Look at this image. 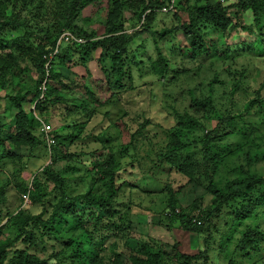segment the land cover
Segmentation results:
<instances>
[{
    "label": "rangeland",
    "instance_id": "rangeland-1",
    "mask_svg": "<svg viewBox=\"0 0 264 264\" xmlns=\"http://www.w3.org/2000/svg\"><path fill=\"white\" fill-rule=\"evenodd\" d=\"M189 3L183 2L176 16L160 13L150 25L170 66L169 83L156 76L159 66L156 72L133 68L131 89L126 83L115 102L101 72L102 65L110 67L108 51L92 52L85 72L77 58L71 69L57 65L65 87L55 81L51 85L67 103L34 113L33 102H20L28 115L26 128L37 139L33 146L16 126L10 99H32L39 90L40 75L27 50L38 41L30 40L29 33L37 39L38 28L55 25L52 5L44 0L41 7L24 11L21 18L28 24L23 29H2L3 38L14 41L18 59H26L19 77H7L0 90V250L8 247L3 264H14L20 253L35 255L38 264H136L159 254L162 264H181L185 254L192 257L191 264H264V56L257 46L247 47L257 44V36L264 48V25L258 31L249 11L234 18L233 10L239 8L229 7L231 27L221 31L204 17L197 22L203 16L197 12L199 2ZM204 3L216 8L236 0ZM107 8V1L88 5L77 26L100 39ZM5 12L11 13L9 8ZM193 20L189 30L205 34L209 46L198 55L189 49L183 30ZM140 25L134 16L124 22L125 32L132 34ZM154 49L147 34L131 44L134 59L145 64L156 58ZM87 87L99 104H88ZM193 98L211 108L205 104L192 110ZM184 112H189L184 121L190 115L197 127H176V115ZM40 121L51 125V146ZM219 122L220 132L210 143L213 155L206 158L204 136ZM185 148L191 160L180 158ZM48 168L64 181L63 192L46 175ZM209 182L222 190L225 201L219 209L221 199L209 192ZM112 189L109 205L78 207L82 225L76 231L58 217L46 229L31 223L18 233L28 217L41 214L49 221L62 200L86 194L104 202ZM65 208H59V216L71 220ZM182 214L187 219H180ZM197 221L200 226L193 225ZM248 239L254 246L242 252ZM91 250L95 254L88 257Z\"/></svg>",
    "mask_w": 264,
    "mask_h": 264
},
{
    "label": "trees",
    "instance_id": "trees-1",
    "mask_svg": "<svg viewBox=\"0 0 264 264\" xmlns=\"http://www.w3.org/2000/svg\"><path fill=\"white\" fill-rule=\"evenodd\" d=\"M97 1H107L108 8L105 18V34L97 40H93V34L86 33L83 29L77 26L76 19L81 14V12L88 6L91 5ZM169 0H49L50 4L52 5V16L55 22V25L52 27H49L47 29L38 28L40 30V36L39 34H35L37 36V39H34L32 33H29L30 40L38 41L36 45L29 46L28 56H32L31 60L35 65V72L40 75V79L38 81V88L37 91L32 95V99H28V96L16 98L13 97L10 99V101L14 102V109L17 113V122L16 126L20 129L22 132L26 142H29L28 144H32L37 142V139L27 130L26 125L24 123V120L27 119L28 115L24 112L22 109V106L20 105V102H33L35 104V109L39 113H45L47 112L49 107L52 106H59V105H65L66 99L64 97H56L54 95L55 88L52 86L53 82L55 81L59 88H64L65 85L62 82L61 75L57 73L56 68L57 65H66L69 64L70 69L71 66L77 65V62H75V59L79 61L80 65L86 68V63L88 60V57L91 55L92 52L97 50L102 51H108L110 53V57L107 61V64H110V67L108 68V65L101 66V72L106 84V87L108 91L110 92V96L115 98V102H119V95L123 93V91L126 89V83L129 85V90L131 89L130 83L134 77L132 69L136 70H150L151 72H156V66H159V70H157L156 76H160V79L164 80L166 77V83H169V79H167L168 72L170 70V66L167 63L165 54L163 53L162 47H161V40L156 38V36L151 34L150 31V25L154 24V21L156 20L157 15H160V10L162 7H164ZM190 0H179L177 4L178 11H181L182 8H180L183 4H188ZM199 3V7L197 9V12L200 14H203V16L197 17V22L201 18H205L208 26H211L215 29H219L221 31H225L227 28L231 27V18L228 16L227 9L229 7L233 8H239L238 11L233 10L234 18H239L240 15H244V12H250L252 14V18L254 21V26L258 27L257 30L259 31L263 25H264V0H236V3H233L229 6H222L221 7H212L209 3L202 2L206 0H196ZM44 3V0H0V90L3 86L2 82L6 81V78L10 76V79H15L19 77L21 74V66L22 63L24 64L26 62V59L24 58L21 60L18 59L19 55H15V52H13L15 46L12 41L11 43L5 40L2 36V29L4 28H17L23 29V27H26L28 23L22 21L21 14L25 11L30 10L31 8H39ZM190 4V3H189ZM9 8L10 15H7L5 12L6 9ZM172 14L173 16L178 15L179 13ZM199 14V15H200ZM129 17V19H126V17ZM134 16L137 17V20L139 22L140 28L136 31H134L132 34H127L124 29V22L125 21H131L134 19ZM196 18V17H195ZM194 23V20L188 23V25H184V34L187 37V45L189 49L192 51L194 55L201 54L204 51H207V48L209 49V46L207 47V42H205V34H200L199 31H193L189 30L191 28V24ZM241 31L244 33L254 34V31L251 29H247L245 27L240 28ZM68 32L75 36L76 38H79L84 41L82 44H66L62 45L60 47L59 54L53 59L51 63V67L49 69L48 75H47V81H46V93L42 99L39 100V96L41 94L40 91V85L46 78V70H45V64L46 59L44 58L46 55H48L50 52L53 51L55 48L56 42L59 39V37L64 33ZM151 37L154 43V51H155V57L157 60L149 57L147 64L150 65V67L143 63V61H136L134 59L133 52L131 51V44L132 42L140 37L146 35ZM255 34H259L255 29ZM262 41L259 37L256 36V45L253 46V43H248L247 47H250L254 49V47L257 46L259 48L258 54L264 56V48L262 45ZM18 49V46H17ZM255 50V49H254ZM226 49L223 53H225ZM221 53V54H223ZM101 56V55H100ZM100 60H102L101 57H99ZM155 64V65H154ZM60 67V66H59ZM68 68V66H66ZM69 69V68H68ZM88 74V77L90 76L89 70L86 71ZM87 76V75H86ZM11 82V81H10ZM52 83V85H51ZM132 88H135L134 85H132ZM88 91L85 93L88 95L89 103H98L99 101L96 99L94 94L89 93V88L87 87ZM2 98L0 96V106L2 102ZM109 100V99H107ZM192 101V108H197L200 106H205L207 104L208 107L211 108L210 103L201 102L195 98L191 99ZM66 107V106H65ZM193 110V109H192ZM67 112H76L75 109H67ZM186 113L184 112L183 115H176V123L178 126L176 127H182L187 126L192 128L193 126L197 127V121L192 116L187 117V121H184V117H186ZM222 122V121H220ZM218 123L215 125L214 129L210 132V134H205L204 141H203V148L206 158L213 155V150L210 146V143L213 140V137H217L219 134V130L221 128V123ZM264 124V119H263ZM115 128V125H112V129ZM257 131H260L259 128H256ZM264 134V132H263ZM112 136H114L112 134ZM263 138V137H259ZM180 158L181 159H187L191 160L188 157V149H182ZM112 161L109 160L108 166L111 168ZM46 175H49L56 186H58L60 191L63 192V186L64 181L61 179V177L53 172L52 169L48 168L45 170ZM208 190L210 193H213L216 198L221 199L222 198V190H220L219 187H217L213 182H209L208 184ZM115 191L112 189L110 191L109 197L106 201L100 202L95 201L96 199L92 197L84 195H78L71 199L70 201H64L62 200L59 205L56 206L53 214L51 215V218L49 221H43L42 215H36L32 217L26 218V221H24V225L18 226V233L21 234L23 232L24 228L34 223L36 225H43L44 228L54 223L57 218L59 217L61 219V224H64V227H70L72 231H76L77 228L82 225L81 224V215L79 214L80 209H78L79 206H95V207H101L105 205H109L111 201L113 200ZM225 200L221 199V201L217 205V209L220 208L221 204ZM66 207L64 210L72 216L71 220H67L59 216V208ZM179 218L184 220L187 219V215H179ZM1 220V218H0ZM191 221V219H190ZM199 222V224H197ZM195 222L193 224L201 225L200 221ZM258 240H262V235L256 234ZM249 237V235H248ZM16 240L10 241V245L14 244ZM254 246V244L248 239L245 241L243 245L242 252H244L246 249H250ZM8 247H3L0 250V264H3V260L5 257V251ZM208 248V247H207ZM221 247H219L220 249ZM248 252V251H247ZM246 252V253H247ZM95 254V250H91L89 253L87 252V256L91 257ZM19 258L15 260L14 264H38V259L35 257V255H30L27 253H20ZM162 255V256H161ZM159 255H150L147 260H138L136 264H162V261H160L163 258V254ZM183 262L181 264H191L192 257L190 255H183ZM211 263V258L208 257V262ZM234 261V260H233ZM193 262V261H192ZM231 264V261L229 262ZM235 264V262H234Z\"/></svg>",
    "mask_w": 264,
    "mask_h": 264
},
{
    "label": "built area",
    "instance_id": "built-area-1",
    "mask_svg": "<svg viewBox=\"0 0 264 264\" xmlns=\"http://www.w3.org/2000/svg\"><path fill=\"white\" fill-rule=\"evenodd\" d=\"M178 2H179V0H169L168 3L164 7L161 8L160 13H162V14H176L178 11V8H177ZM72 43L82 44V43H84V41L79 39V38H76L75 36H73L72 34H70L68 32H64L59 37V39L57 40L55 48L53 49V51L44 57L46 59V64H45L46 78L43 81L42 86L40 88L41 94L39 96V100L42 99L45 95L47 75H48V72H49V69L51 67V63H52L53 59L59 54L60 47L62 45L72 44ZM40 123H41V126H40L41 132L44 135V138L47 141L48 146L53 145L54 140L50 137V133L52 131L50 124L45 123L44 121H40ZM197 224H199V222H197Z\"/></svg>",
    "mask_w": 264,
    "mask_h": 264
},
{
    "label": "clouds",
    "instance_id": "clouds-1",
    "mask_svg": "<svg viewBox=\"0 0 264 264\" xmlns=\"http://www.w3.org/2000/svg\"><path fill=\"white\" fill-rule=\"evenodd\" d=\"M142 24V23H141ZM41 86H42V83H41V85H40V88H41ZM41 91V90H40ZM46 93V92H45ZM32 110H33V112L35 113V104L33 105V108H32ZM49 124V123H48ZM51 126V125H50ZM52 132V131H51Z\"/></svg>",
    "mask_w": 264,
    "mask_h": 264
},
{
    "label": "crops",
    "instance_id": "crops-1",
    "mask_svg": "<svg viewBox=\"0 0 264 264\" xmlns=\"http://www.w3.org/2000/svg\"><path fill=\"white\" fill-rule=\"evenodd\" d=\"M91 64V62L89 63V65ZM83 67V66H82ZM63 70H66L65 68L62 67ZM83 70L85 72V68L83 67Z\"/></svg>",
    "mask_w": 264,
    "mask_h": 264
}]
</instances>
